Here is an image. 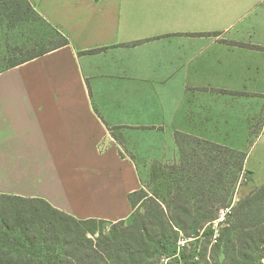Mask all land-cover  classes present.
<instances>
[{
	"label": "crops",
	"instance_id": "1",
	"mask_svg": "<svg viewBox=\"0 0 264 264\" xmlns=\"http://www.w3.org/2000/svg\"><path fill=\"white\" fill-rule=\"evenodd\" d=\"M28 1L68 44L0 70V194L128 220L175 131L246 152L243 193L264 183V0Z\"/></svg>",
	"mask_w": 264,
	"mask_h": 264
},
{
	"label": "trees",
	"instance_id": "2",
	"mask_svg": "<svg viewBox=\"0 0 264 264\" xmlns=\"http://www.w3.org/2000/svg\"><path fill=\"white\" fill-rule=\"evenodd\" d=\"M6 1L11 13L20 14L26 6L44 23L28 0ZM66 44V37L53 34L49 46L26 54L11 62L9 67ZM95 51L97 49L89 50ZM174 139L179 151V164L175 167L181 177L170 195V202L164 206L144 188L129 193L132 210L136 206L143 209H138L129 223L124 219L116 222L79 219L53 207L43 198L0 194V264H39L34 254L21 253L9 243L10 239L19 241V238L31 247L52 252L53 264H157L160 254L174 253L179 230L190 236V229H201L217 217L214 199L219 193L217 182L222 183L223 172L234 167L229 183L232 191L239 175L243 174L246 157L244 151L178 131ZM192 185L196 188L190 194L188 189ZM229 197L230 194L223 197L222 206L232 203ZM229 216L230 223L217 239V245L223 242L225 258L235 264H252L250 255L255 252L260 259L264 258V183L234 202ZM107 223L110 227L105 232Z\"/></svg>",
	"mask_w": 264,
	"mask_h": 264
},
{
	"label": "rangeland",
	"instance_id": "3",
	"mask_svg": "<svg viewBox=\"0 0 264 264\" xmlns=\"http://www.w3.org/2000/svg\"><path fill=\"white\" fill-rule=\"evenodd\" d=\"M26 9V12H25ZM23 11L20 14L11 13L12 9L9 8V4L6 0H3L0 4V69H4L10 66L11 62L22 59L26 54L36 52L41 49L42 46H49L53 38V34L50 32L49 26L43 23L36 15L29 10L26 6H23ZM24 17V18H21ZM59 39V38H56ZM22 49V50H19ZM257 134L251 133L249 138V145L256 144L258 148L262 145V142L256 140ZM263 141V140H262ZM260 143V144H259ZM192 147L195 144L191 145ZM186 148H189L185 144ZM256 151V150H254ZM177 163H169L159 166L151 167L149 175L146 177L145 189L150 195L156 197L167 206L170 202V195L172 191L175 190L177 185V180L180 175V171L175 167ZM235 171L234 167H230L225 170L222 175L223 182H217L218 194L215 195V205L218 209L225 207L222 206L221 200L227 194H230L229 200L236 202L237 200L243 198L247 193L245 191V185L249 184V187L253 186L251 183L250 176L243 173L242 180L240 175L237 182L232 188L229 183L232 180V172ZM221 178V175L219 176ZM224 183V184H223ZM225 185V186H224ZM195 185H192L191 189H188L189 193L192 194L195 190ZM143 209L140 206H136L132 210L131 218H129L126 223L132 221L133 216L136 215L137 210ZM230 216L226 217L223 223L219 224L217 227L219 229V236L224 232V228L230 223ZM110 224L107 223L104 226L105 232L109 231ZM212 223H207L201 229H190V236H185L182 231L179 230V238H187V242L184 245H179V250L181 254L179 257L171 256L168 260L169 264H235L231 262L230 259H226L223 253V242L221 241L217 245V241L213 242V236L209 235L212 231ZM15 238L12 236V239ZM178 241V240H177ZM22 238L18 240H11L14 247H17L21 253H31L34 254L39 261V264H53L54 256L52 252H47L44 249H39L36 247H31ZM172 245H170L171 247ZM177 248V242L174 248ZM170 256V254L162 253L159 255V261L157 264H164L162 261V256ZM197 257V258H196ZM252 264H258L260 261L264 262V258H259L258 253L255 252L250 255ZM57 260V259H56Z\"/></svg>",
	"mask_w": 264,
	"mask_h": 264
},
{
	"label": "built area",
	"instance_id": "4",
	"mask_svg": "<svg viewBox=\"0 0 264 264\" xmlns=\"http://www.w3.org/2000/svg\"><path fill=\"white\" fill-rule=\"evenodd\" d=\"M242 178H243V174L240 176L241 180H242ZM233 205H234V201H232V203L230 205L218 209L217 217L210 222V223H212V229H213L212 230V236H213L212 241L213 242H216L218 237H219V229L217 226L219 224L223 223V221L226 219V217H228L231 214ZM186 239L187 238H185V237H183L182 240L178 239L176 251L174 253L170 254V256L169 255L168 256L163 255L161 257L162 261H164V264H169L168 260L170 259L171 256L179 257V255L181 254V252L179 250V245H184L187 242Z\"/></svg>",
	"mask_w": 264,
	"mask_h": 264
}]
</instances>
